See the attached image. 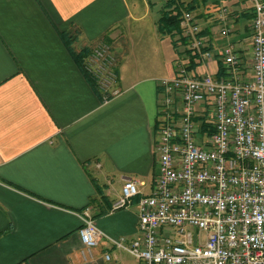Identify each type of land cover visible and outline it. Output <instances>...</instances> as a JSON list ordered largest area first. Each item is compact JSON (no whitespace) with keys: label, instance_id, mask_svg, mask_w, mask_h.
Returning a JSON list of instances; mask_svg holds the SVG:
<instances>
[{"label":"crops","instance_id":"1","mask_svg":"<svg viewBox=\"0 0 264 264\" xmlns=\"http://www.w3.org/2000/svg\"><path fill=\"white\" fill-rule=\"evenodd\" d=\"M181 1L200 12L210 50L231 44L250 59L249 2ZM152 12L147 0H0V264H139L112 243L135 237L138 197L112 206L125 179L137 182L139 197L152 190L159 82L176 75L182 56V40L158 33ZM109 39L116 93L102 101L72 52ZM218 61L209 62L212 73ZM85 211L102 233L86 259L78 236Z\"/></svg>","mask_w":264,"mask_h":264},{"label":"built area","instance_id":"2","mask_svg":"<svg viewBox=\"0 0 264 264\" xmlns=\"http://www.w3.org/2000/svg\"><path fill=\"white\" fill-rule=\"evenodd\" d=\"M246 1L247 62L231 44L210 50L194 14L182 13L176 75L159 82L152 190L139 197L137 182L125 179L112 206L129 208L138 197L135 237L112 243L139 264H264V0ZM219 19L226 37L225 8ZM215 58L217 74L208 69ZM114 61L100 43L83 66L97 79L108 69L107 80L116 83ZM84 215L78 236L86 259L102 233Z\"/></svg>","mask_w":264,"mask_h":264},{"label":"trees","instance_id":"3","mask_svg":"<svg viewBox=\"0 0 264 264\" xmlns=\"http://www.w3.org/2000/svg\"><path fill=\"white\" fill-rule=\"evenodd\" d=\"M165 7L162 13L159 14V18L157 20V31L162 35H170L175 36L181 33V16L183 12H192L195 9L193 3L185 4L181 0H165ZM62 39L64 40L66 46L70 49V43L72 42L71 36L67 34L61 35ZM183 38H181L182 40ZM183 41V40H182ZM176 41H174L175 43ZM72 52V51H71ZM87 51L83 50L82 52L76 54L72 52L73 58L77 65L80 67L82 72L84 73L86 79L88 80L91 87L98 92L97 87L95 86L92 76H90L85 70L83 66V60ZM195 64L193 58L191 59V64L188 68H194ZM111 96H106V100H108ZM102 101H104V97L101 95ZM101 195V194H100ZM102 199H105L102 196ZM110 208V207H109Z\"/></svg>","mask_w":264,"mask_h":264},{"label":"rangeland","instance_id":"4","mask_svg":"<svg viewBox=\"0 0 264 264\" xmlns=\"http://www.w3.org/2000/svg\"><path fill=\"white\" fill-rule=\"evenodd\" d=\"M147 3L152 8V11H153L152 13L155 15L156 18H157L156 14L162 13V11L164 10L165 4H166L165 0H147ZM190 13L195 14V13H200V12L195 8ZM153 14H152V16H153ZM71 35L74 37L73 34H71ZM118 35H119V33H114V36H118ZM119 38H120V36H119ZM220 38L221 37H218V39H220ZM100 43L103 44V46L107 47L109 55L114 57V60H115L114 61L115 62L114 70H116L117 60L115 58L113 45H112V43L110 44V39L109 40H101ZM100 43H96L93 46L99 45ZM88 55H89V53L85 55V57H84L85 59L83 60L84 62H85V60H86ZM108 71H109L108 69H106V70L104 69L100 79L92 77L95 86L97 87L98 91L100 92V94L102 96H111L112 92L115 91L114 90L115 89V83L114 82H110V80H107V77L110 76L109 74H107ZM99 80H100L101 84L103 83V84H106V85L105 86L104 85L101 86L100 83H99ZM103 87H105V88L102 89Z\"/></svg>","mask_w":264,"mask_h":264}]
</instances>
